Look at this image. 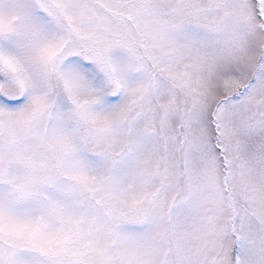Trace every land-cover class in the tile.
Here are the masks:
<instances>
[{"label":"snow or ice","instance_id":"6c2138e0","mask_svg":"<svg viewBox=\"0 0 264 264\" xmlns=\"http://www.w3.org/2000/svg\"><path fill=\"white\" fill-rule=\"evenodd\" d=\"M0 264H264V0H0Z\"/></svg>","mask_w":264,"mask_h":264}]
</instances>
